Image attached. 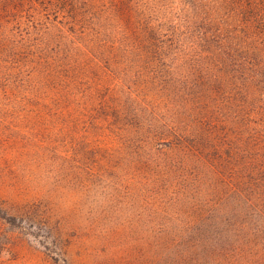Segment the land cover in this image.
<instances>
[{
  "label": "rangeland",
  "instance_id": "1",
  "mask_svg": "<svg viewBox=\"0 0 264 264\" xmlns=\"http://www.w3.org/2000/svg\"><path fill=\"white\" fill-rule=\"evenodd\" d=\"M0 264H264V0H0Z\"/></svg>",
  "mask_w": 264,
  "mask_h": 264
}]
</instances>
